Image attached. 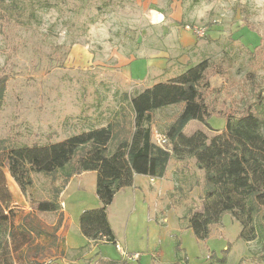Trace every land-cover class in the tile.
I'll return each mask as SVG.
<instances>
[{"label": "rangeland", "instance_id": "rangeland-1", "mask_svg": "<svg viewBox=\"0 0 264 264\" xmlns=\"http://www.w3.org/2000/svg\"><path fill=\"white\" fill-rule=\"evenodd\" d=\"M4 1L1 11L8 18L0 16V78L7 79L8 88L0 116V140L10 139L15 146H44L93 126L106 127L122 93H141L166 78L153 72L140 79L130 74V64L150 50L155 55L168 50L174 57L180 53L193 61L211 63L206 101H215L220 115L208 119L212 131L198 121L190 122L184 131L187 136L201 130L212 139L225 130L227 118L221 114L241 117L257 95L264 97V0ZM198 29L206 34L198 36ZM182 31L195 37L196 44L187 46L179 39ZM183 109L181 104L157 111L153 134L165 135ZM109 148L114 151L115 145ZM3 171L13 195L15 225L33 213L53 227L57 214L37 213L31 204L52 200L51 178L34 174V186L23 195L7 168ZM84 183L88 190L90 179ZM163 183L171 188L154 207L147 204L135 210L136 203L133 209L124 205L123 209L115 202L110 212L117 243L128 253L141 255V261L132 264H264L263 239L241 240L243 228L230 213L212 226L207 240L194 236L189 211L202 210L205 191V175L195 160L180 161L174 156ZM55 186L61 188L62 182ZM73 189H78L76 184ZM69 195L60 197L68 206L76 199ZM69 217L74 222L71 213ZM66 229L70 230L66 243L75 237L74 244L81 246L75 233L85 237L76 225L68 222ZM58 236L51 254L39 257L36 264H97V253L100 258L131 263L114 244L98 245L91 255V249L67 251L63 234ZM37 242L50 245L47 237ZM24 248L20 240L13 244L8 239L0 264H31L23 255Z\"/></svg>", "mask_w": 264, "mask_h": 264}, {"label": "trees", "instance_id": "trees-1", "mask_svg": "<svg viewBox=\"0 0 264 264\" xmlns=\"http://www.w3.org/2000/svg\"><path fill=\"white\" fill-rule=\"evenodd\" d=\"M4 2L0 0V16L8 18L1 11ZM211 69L206 59L170 81L133 96L124 94L129 109L123 108L112 123L65 141L15 146L10 139L0 140V253L11 239L13 244L20 240L25 247L23 255L31 264L50 255L64 223L61 194L72 177L85 172L97 173L96 194L101 207L86 210L80 216L79 231L89 241L80 252L105 243L117 245L108 216L116 195L133 186L135 175L164 178L174 156L180 161L195 160L205 175L203 208L190 210L188 216L189 228L197 240H207L212 226L230 213L243 228L241 240L264 241V97L257 95L256 102L241 117L221 114L227 118L225 130L212 139L201 130L191 136L184 133L192 121L212 131L208 119L212 114L220 115L215 101H206ZM7 88V79L0 78V116ZM181 104L183 111L166 129L168 143L164 147L157 145L153 139L154 114ZM110 145H115L114 151H110ZM5 168L23 195L34 186V174L51 178L52 200L31 204L37 213L57 214L53 227L46 226L33 213L24 215L15 225L17 215L12 207L13 195L6 185ZM59 181L61 188L55 186ZM43 237L50 240L48 248L37 242ZM261 252L264 262V245ZM97 264L132 263L99 259Z\"/></svg>", "mask_w": 264, "mask_h": 264}, {"label": "crops", "instance_id": "crops-1", "mask_svg": "<svg viewBox=\"0 0 264 264\" xmlns=\"http://www.w3.org/2000/svg\"><path fill=\"white\" fill-rule=\"evenodd\" d=\"M182 32L183 33L181 35H179L176 32H174L173 34H175V36L179 35V37H178L179 39L183 38L187 42L186 43L187 46H190L191 44L192 45L196 44L197 39L195 37L189 35L188 33H186V31L185 32L182 31ZM180 44H181L182 48L187 47L186 45L182 44V40H181ZM186 50H188V49H186ZM167 51L168 50H166L165 52H162L160 55H155L156 52L153 50H150L149 51L150 56L149 55H143V57L139 61L133 62L130 64V66L128 67L130 74H132L133 76H135V78H138V79H140L141 76L147 78L148 74L150 72L151 73L153 72L156 75V77H162V76L166 75V78H164V80H160V79L156 80L157 82H154V84H152L151 86L148 87V88H151L158 83L167 82V81H170L174 78H177L178 76H180L181 74L186 72L190 67L196 66L197 64H199L201 62V60L193 61L188 55L187 56H180V53H179V55L176 54L175 55L176 57H174L171 54L172 51H169L170 53ZM185 54H187V53L185 52ZM159 67H161L160 71H159ZM157 72H160V74L157 75ZM124 94H128L129 96H133L127 92L122 93L121 97L119 98L118 109L113 114L112 121H110L107 124V126L110 123H112L115 118H117L119 115L122 114L123 108L129 109L128 102L125 101V98L123 96ZM137 94H139V93H137ZM103 127H105V126H103ZM92 128H102V127H96V126L94 127L93 126V127H90L88 130H90ZM86 178L90 179V186H89L88 190L87 189L85 190L86 186H85L84 181ZM165 179H166V176L162 179H153L149 176L135 175L133 186L122 189L116 195V198H115L113 204L108 209V216H109V222L111 224V227L113 228L111 218H110V212H111L114 204H116L118 202V204L122 205L123 209H124V207L127 208L130 206L132 207L131 209H133L135 204L138 203L135 206V210L143 209L146 207L147 204L150 207H154L157 204L158 199L162 196H165L167 194L168 190H170V188H171V185L166 186L163 183L165 181ZM146 180H148V181H146ZM144 181H146V184ZM74 184L77 185L78 189H73ZM96 188H97V173L96 172H85V173H82L80 175H76V176L72 177L71 181L64 188V190L61 194V197H62L66 192H71V195H69V196H72V197L76 196V199L69 206L64 202H61L62 212L64 214V223H63V226H62L59 234H63L62 238H64V242H65V245L67 247L66 248L67 251H70V252L73 251V252L79 253L81 249L86 248L89 244V241L86 238L83 239L79 235V233H75V236L77 237V239L81 238V243H82L81 246L78 247L74 244L75 237H74L73 241L71 238V242L68 240L66 243V239L68 237H70V234H69L70 230L67 232L66 227L68 225V222L73 223L77 227V232H79L78 226H79V220H80L81 214L86 210H92V209H97V208L101 207V202H100V200L96 194ZM72 197H70V198H72ZM120 201H121V203H119ZM123 205H124V207H123ZM126 211H129V208L126 209ZM70 213L73 217L74 222H72V219L69 217ZM116 242H118L117 239H116ZM98 247H99L98 245L92 246L91 251L89 253H91V255L96 254ZM102 257L103 258H100L99 254L97 253V259H104V260L110 259L106 256H102ZM140 257H141V255H140ZM139 260H140V258H139Z\"/></svg>", "mask_w": 264, "mask_h": 264}, {"label": "built area", "instance_id": "built-area-1", "mask_svg": "<svg viewBox=\"0 0 264 264\" xmlns=\"http://www.w3.org/2000/svg\"><path fill=\"white\" fill-rule=\"evenodd\" d=\"M196 33L198 36L203 37L206 34V31L204 29H198L196 30ZM153 139L155 143L161 147H164L168 143L166 136L163 134L155 133ZM116 249L128 262L134 263L140 258L139 254H130L126 250H124L119 244L116 245Z\"/></svg>", "mask_w": 264, "mask_h": 264}]
</instances>
